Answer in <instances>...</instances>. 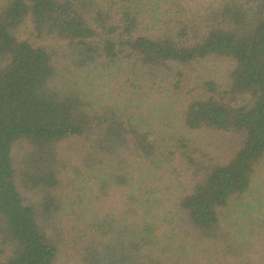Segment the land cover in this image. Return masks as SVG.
Wrapping results in <instances>:
<instances>
[{"label":"trees","instance_id":"16d2710c","mask_svg":"<svg viewBox=\"0 0 264 264\" xmlns=\"http://www.w3.org/2000/svg\"><path fill=\"white\" fill-rule=\"evenodd\" d=\"M257 185L264 0H0V264H254Z\"/></svg>","mask_w":264,"mask_h":264},{"label":"rangeland","instance_id":"374dc122","mask_svg":"<svg viewBox=\"0 0 264 264\" xmlns=\"http://www.w3.org/2000/svg\"><path fill=\"white\" fill-rule=\"evenodd\" d=\"M27 31L28 30H26L24 33L26 34ZM23 37H25V35H23ZM230 66H231V64L228 61L211 60L210 62H208L206 67L204 69L200 70V71H206L207 70L208 74H211L212 76H214V78L221 79V77L224 74H226V72H227V70L229 69ZM195 70L196 71H190L189 75H193L195 77L197 72L199 71V69H195ZM194 84L195 83L192 81V78L188 77L186 85L183 84L182 86L184 87V89H187L188 87H191ZM230 143H231V140H230V142H226V145H229ZM230 149H231V147H230ZM256 188L264 190L262 188V186H260V185L259 186L257 185ZM256 251L258 253L257 254L255 253L256 255L253 258L254 264H264V236H262L260 238V247ZM252 255H254V254H252Z\"/></svg>","mask_w":264,"mask_h":264}]
</instances>
